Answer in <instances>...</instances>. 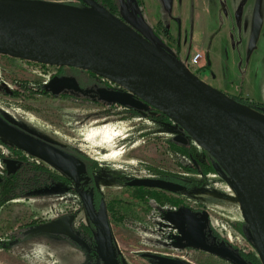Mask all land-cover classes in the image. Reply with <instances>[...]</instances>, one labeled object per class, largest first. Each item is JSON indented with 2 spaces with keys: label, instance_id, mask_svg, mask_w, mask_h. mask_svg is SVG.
Segmentation results:
<instances>
[{
  "label": "rangeland",
  "instance_id": "1",
  "mask_svg": "<svg viewBox=\"0 0 264 264\" xmlns=\"http://www.w3.org/2000/svg\"><path fill=\"white\" fill-rule=\"evenodd\" d=\"M48 1L76 5L78 0ZM257 1L126 0V7L159 45L185 65L194 52H201L200 66L191 71L202 80L237 96L248 93L249 100L264 105V0H260L259 15L263 20L260 36L255 48L250 49L249 45ZM102 2L105 4V0ZM173 17L181 20V31L175 29ZM165 24L172 27V34ZM56 71L57 66L0 54V115L64 151L97 162L92 180L110 209L121 264H153L148 255L157 251L183 256L190 264H234L201 250L186 252L176 245L168 247L167 242L172 243L173 236L157 225L156 204L151 202L146 209L147 204L138 199L139 191L125 185L144 177H177L188 182L190 189L176 191L174 197L189 207L202 208L208 214L215 237H223L252 258L253 255L258 258L243 216H232L235 207L240 209L237 195L204 149L189 139L192 156L177 152L172 142H176L175 136L184 135L181 129L170 126L171 122L157 121L148 111L101 100L97 91L103 88L105 79L90 76L84 70H71L81 81L73 79L77 85L64 89L71 93L55 94L51 88L57 79H49ZM16 156L17 152L0 140L1 176L11 171L7 168L8 160L19 162ZM198 164L213 165L215 172L202 175L186 169H200ZM85 183L87 186L88 181ZM65 215L75 216L76 228L89 225L75 185L65 181L1 206L0 264H90L89 253L69 238L27 233Z\"/></svg>",
  "mask_w": 264,
  "mask_h": 264
},
{
  "label": "water",
  "instance_id": "2",
  "mask_svg": "<svg viewBox=\"0 0 264 264\" xmlns=\"http://www.w3.org/2000/svg\"><path fill=\"white\" fill-rule=\"evenodd\" d=\"M86 6L48 0H0V54L25 61L73 67L89 71L122 90L99 88L101 100L139 111L163 112L186 134L174 137L187 144L193 139L218 165L233 187L243 221L264 264V112L213 87L193 73L177 57L143 33L129 20L125 0H119L121 17L97 0ZM256 3L250 49L256 47L263 20ZM77 85L71 78L52 84L59 94ZM0 138L32 157L56 168L75 184L88 218L96 228V248L103 264H120L105 200L99 210L94 192L81 188L85 164L77 157L41 141L0 115ZM15 169L17 161L8 160ZM1 179V175H0ZM129 186L180 191L182 184L157 178H135ZM189 237L210 253L249 264L227 246L210 245L205 236L204 215L184 214ZM74 215H65L27 230L28 234L66 236L90 248L74 231ZM163 264H189L162 258Z\"/></svg>",
  "mask_w": 264,
  "mask_h": 264
},
{
  "label": "flooded vegetation",
  "instance_id": "3",
  "mask_svg": "<svg viewBox=\"0 0 264 264\" xmlns=\"http://www.w3.org/2000/svg\"><path fill=\"white\" fill-rule=\"evenodd\" d=\"M114 2H115V5H110L108 2H105V4L107 5V8L113 14H115L116 16L122 18L120 2H119V0H114ZM125 4H126V0H125ZM76 5H78V6H86V4L82 0H78ZM166 8H168V7H166ZM127 14H128V18H129L130 21H132L134 24L138 25L142 29L143 33H145V35L149 36L150 38H152L154 40V38L151 37V35L149 34V32L147 31V29L145 28L144 24L141 21H139L137 19H134L128 13V10H127ZM168 16L171 17V15L169 13H168ZM171 21H173L175 23V25H176L175 29L178 30V31H181V29H182L181 20L179 18H177V17H173L171 19ZM158 22H161V19H159ZM252 25H253V23H252ZM165 26L167 28V31L170 34H172V32H173L172 31V27L171 26H167V24H165ZM160 35H161V33H159V36ZM167 41L170 44H172V41H170L169 39ZM208 63H209V61L207 62V64ZM39 65H43V64H39ZM71 70H79V69L73 68V67H66V66L57 67L56 73L53 74L52 77H50L49 81H51L53 79L59 80V79H64V78H71V79H77L78 82L81 83L79 78H77V76L74 75ZM85 72H87L90 76L97 77V75H95V74H93V73H91L89 71H85ZM99 78H101V77H99ZM102 87L103 88H107V89H111V90H122L119 86H117V85H115V84H113V83H111V82H109L107 80L104 81ZM67 92L71 93V90H64V91L61 92V94L62 93H67ZM233 98H235V97H233ZM235 99H237V100L238 99H242V100H245V101L249 100L248 98H245L243 96H237ZM171 123L172 124L170 126L177 127L179 129H181L178 125L174 124L173 122H171ZM183 133H184L185 136H187V134L184 131H183ZM30 135L35 137V138H37V139H39V140H41V141L49 143V142H47V141H45V140H43V139H41V138H39L37 136H34L32 134H30ZM4 144L10 148V146L8 144H6V143H4ZM49 144H51V143H49ZM52 145H54V146H56V147L61 149V147L58 146V145H55V144H52ZM65 151L68 152V153L74 154L73 151H68V150H65ZM18 163L15 165V169L14 170H16V168L18 167V165H19ZM197 166L201 169L203 164H200V165L198 164ZM3 175L4 174H2V176ZM2 176H1V178H2ZM144 178H149V177H144ZM151 178H157V179H163V180H167V181L177 182V183L182 184L183 186H185L184 189L186 187H187V190L190 189V186L188 184H186L187 182L183 181V180H173L171 177H151ZM86 181L90 182V177L82 176L81 185L80 186H81V188L83 190H85V188H86L84 186V185H86V183H85ZM127 182H125V185L127 187H134V186H129L127 184ZM73 184H74V182H73ZM91 185L94 188V186H95L94 185V181H92ZM134 188L139 191L140 195H139L138 199H139L140 203L143 204V205L147 204L145 206L146 209L149 208V206H150V205H148L149 203L154 202L156 204L157 209H158L157 212H159V215H158V218H157V225L158 226L160 225L161 230H164V231L168 230V232H167L168 235L172 234V236H173V242L172 243L171 242H167V246L168 247H170V246L173 247V246L176 245V247H178L177 249L181 250V251H186L187 252L188 250H193L194 249V250H201V251H204V252H208L206 250H203V249L199 248L197 246V244L189 237L188 232H187V224H186V222H184L181 219V217L184 214L195 213L198 218H200L201 216L204 215L205 236H206L207 242L210 245L227 246V247H229L230 249L233 250V252L235 253V255H236V257L238 259L244 260V261L248 262L249 264H260V262L255 261L254 258H252L249 254L245 253L244 251L240 250L239 248H236L229 241L224 240L223 237H219V236L215 237L216 233L211 228L210 219L208 217V214L206 212H204V210L202 208L189 207V206L186 205V203L184 201L174 197L176 191H172V190H168V189H160V188H149V187H134ZM91 191H93V190H91ZM176 193H178V191ZM96 197H97V195L94 192V202L96 200ZM176 200L181 201V203L179 205H176V203H175ZM101 202H102V200H100V204H101ZM95 206H96L97 210H99L100 205L97 206L95 204ZM106 209H107V214H108V217H109V220H110V216H109V210L110 209H109L107 204H106ZM176 209H177V211H175ZM240 211L238 210V212H240ZM236 212H237V209H235V211H232V216L233 217H238L236 215L237 214ZM240 216H242V212H240ZM240 218H242V217H240ZM208 253H210V252H208ZM210 254H213V253H210ZM213 255H216V254H213ZM162 258H172V259H178V260L187 262L183 256L174 255V254L166 253V252L157 251V252H153V254H151V255H148V260H150L153 264H163ZM222 258H224V257H222ZM225 259H227V258H225ZM228 260H230V259H228ZM230 262H233L234 264H237L233 260H230Z\"/></svg>",
  "mask_w": 264,
  "mask_h": 264
},
{
  "label": "trees",
  "instance_id": "4",
  "mask_svg": "<svg viewBox=\"0 0 264 264\" xmlns=\"http://www.w3.org/2000/svg\"><path fill=\"white\" fill-rule=\"evenodd\" d=\"M99 3H101L104 7L107 8V5L102 2V0H98ZM105 2H108L110 5H115L114 0H105ZM108 9V8H107ZM109 10V9H108ZM110 11V10H109ZM111 12V11H110ZM47 93V91L45 92ZM17 95V94H15ZM240 102L247 104L257 110H260L264 112V105H261L260 103H254L251 100H242L238 99ZM129 109H132L130 107H127ZM151 117L156 119L157 121L161 123H170L172 122L163 112L150 108L147 112ZM0 140L10 146L11 149H13L15 152H17L16 158L19 159V165L14 171H7L2 178L0 179V208L1 206L5 205L9 201H12L17 198L21 197H28V195L41 190V189H47L51 188L53 185L59 182H68L73 183L71 179L66 177L64 174H60L61 172L58 171L56 168L52 167L49 164L44 163L43 161L36 159L32 157L31 155L27 154L23 150L17 148L16 146L4 141L0 138ZM174 149L185 155V156H192V147L190 144H180L177 142H172ZM71 154V153H70ZM208 154V153H207ZM77 158H79L86 167V172L84 176L90 177V182L87 186H85L86 189H91L95 192L97 195L95 204L97 206L100 205V200L103 198L99 191L93 188L91 185L92 183V171L97 166V162L94 160H89L88 158H82L78 154H71ZM208 156L212 159V161L215 163L214 159L208 154ZM216 164V163H215ZM188 171H194L199 172L202 175H206L209 172H215V169L213 165H205L203 164L201 169H194L190 167H186ZM173 180H181L177 177L172 178ZM188 184V182L186 183ZM189 185V184H188ZM176 205H179L181 201L176 200ZM74 231L77 233V235L85 240L90 248L89 255L92 257L90 258V264H103L100 260L96 244H95V238H96V228L94 224L89 219V225H81L79 228H76L73 224ZM65 238H69L66 236H63ZM71 239V238H69ZM75 244L81 246L79 243L71 239ZM251 240V239H250ZM252 242V240H251ZM253 244V242H252ZM254 245V244H253ZM99 258V259H98ZM253 258H256L255 255H253ZM120 263V261H119ZM121 264V263H120Z\"/></svg>",
  "mask_w": 264,
  "mask_h": 264
},
{
  "label": "built area",
  "instance_id": "5",
  "mask_svg": "<svg viewBox=\"0 0 264 264\" xmlns=\"http://www.w3.org/2000/svg\"><path fill=\"white\" fill-rule=\"evenodd\" d=\"M203 54L201 52H194L188 60V68L194 72L200 66L201 58Z\"/></svg>",
  "mask_w": 264,
  "mask_h": 264
},
{
  "label": "crops",
  "instance_id": "6",
  "mask_svg": "<svg viewBox=\"0 0 264 264\" xmlns=\"http://www.w3.org/2000/svg\"><path fill=\"white\" fill-rule=\"evenodd\" d=\"M203 64H206L205 63V61H204V63ZM210 63H208V65H209ZM208 65H206V66H208ZM209 75V74H208ZM207 77H209V76H207ZM207 83H208V81L207 80H205ZM209 84V83H208ZM219 90H221V91H223V92H225V93H227L228 95H230V96H232V97H237V95L235 94V93H233V91H227L224 87H221V88H218ZM240 96H243V97H245V98H248V99H250L251 97L249 96V94L248 93H241L240 94ZM263 101H264V99H263ZM238 207H240V206H238ZM236 209H237V216H238V218H240L241 216H240V209L239 208H237V207H235ZM238 210L240 211V212H238Z\"/></svg>",
  "mask_w": 264,
  "mask_h": 264
}]
</instances>
